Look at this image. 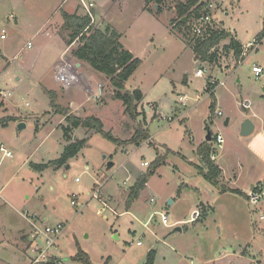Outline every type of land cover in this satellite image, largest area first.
<instances>
[{"label":"rangeland","instance_id":"rangeland-1","mask_svg":"<svg viewBox=\"0 0 264 264\" xmlns=\"http://www.w3.org/2000/svg\"><path fill=\"white\" fill-rule=\"evenodd\" d=\"M187 1L164 0L157 13L147 0H94L93 27L118 34L123 48L140 61L125 83V91L143 94L139 114L132 120L115 99L109 79L86 63L82 62L78 77L66 68L55 74L58 64L70 62L75 70L79 63L71 53L77 43L69 44L61 15L83 16L78 0H0V90L6 93L0 97L4 104L0 120L10 118L5 126L0 124V142L13 155L0 158V235L1 230L8 231L10 238L5 237L13 240V232L23 228V217L28 216L64 226L53 254L65 264H79L72 258L80 250L92 264H146L150 251L153 264H264V219H259L260 214L264 218V197L253 205L246 197L248 189L244 195L223 194L200 172L194 152L208 131L213 139L221 132L220 147L213 140L217 163L226 154L232 165L234 153L240 152L248 163L255 156L264 160V134L259 128L247 137L238 134L244 120L258 124L251 113L264 120V76L256 78L251 72L253 65L264 69V40L236 69L214 71L224 86L208 95L204 91L208 73L194 77L195 60H202L194 59L193 36L178 25L175 8ZM202 1L212 4V19L243 45L264 26V0ZM210 64L205 61L202 67L209 69ZM46 93L54 94L57 107L78 118L99 119L103 130L120 142L93 130L74 129L70 136L87 142L76 157L55 169L49 163L68 144L61 128L67 124L50 108ZM182 95L187 97L185 107L178 101ZM244 102L251 110L241 107ZM209 103L222 113L213 114V121L207 119ZM226 118L230 122L225 127ZM20 123L25 126L22 130ZM138 127L148 139L135 146L128 141ZM160 155L166 157L165 164L148 177L145 189L126 208V190ZM143 162L149 167H142ZM243 173L240 186L254 174L264 177L250 164ZM94 191L107 201L108 209L91 197ZM71 195L77 196V206L70 204ZM195 210L200 213L198 221L186 222ZM162 215L168 218L166 225ZM178 220L183 223L174 224ZM19 254L11 255V263L29 264L20 262Z\"/></svg>","mask_w":264,"mask_h":264},{"label":"trees","instance_id":"trees-1","mask_svg":"<svg viewBox=\"0 0 264 264\" xmlns=\"http://www.w3.org/2000/svg\"><path fill=\"white\" fill-rule=\"evenodd\" d=\"M163 2L164 0H147V6L151 3L154 4L157 13H159L161 12L160 6ZM207 5L208 2L203 3L202 0H188L186 3H179L175 8L176 13L180 20L185 18L186 23L184 24L180 21L178 22V25L188 30L189 27L186 25L189 19L193 15L198 16L197 14L201 10L207 12L204 9ZM61 15L63 28L69 33V44H72L73 42L77 43L76 49L71 52L73 57L86 63L95 72L102 74L109 79L111 86L115 89V99L122 102L124 113L132 120H135L139 114L137 112V106L143 100V94L140 90H134L131 92L125 91V83L133 75L140 61L123 48L122 44L119 42L118 34L114 33L112 30L108 31L105 29L102 31L94 28L86 13H84L83 16H80L76 13L68 14L62 12ZM263 37L264 31L257 36V39L261 40ZM227 38H229V33L224 31V29L214 31L206 39L193 42V53L202 61L214 62V59L216 58L214 52L215 48L218 47L221 41ZM227 47L233 50L235 58L239 57L241 46L234 38L230 39V43ZM211 51L213 52L211 53ZM207 92H210V95L213 93L209 88H207ZM46 94L50 98V108L53 109L57 115L64 117V121L67 124L65 127L61 128L63 137L68 144L63 148L60 157L49 163L55 166V169L63 167L69 160L76 157L87 142V139H74L73 136H70L74 129L84 128L93 130L94 133L100 134L103 138L113 143L120 142L113 138L109 132L107 133L103 130V124L99 119L94 117L84 119L78 118L71 114L69 110L57 107L54 103V94ZM50 95L52 96L50 97ZM210 110L212 116L214 105H210ZM9 119L10 118H3L1 120L2 124L8 122ZM147 139V134L141 127H138L134 137L128 142L133 143L135 146H139ZM209 149L210 148L206 146H200L198 148L197 154L202 155L201 164L198 168L205 178L214 181L219 177L220 170L212 161H210L209 154L211 150ZM164 160L165 156H158L150 170L139 177L134 185L129 188L125 201L126 208H129L139 197L140 192L146 185L148 177L153 175L159 166L163 165ZM202 168H204V170ZM72 259L79 264H92L88 255L81 250L77 252ZM153 259L154 251H150L147 255L146 264H153Z\"/></svg>","mask_w":264,"mask_h":264},{"label":"crops","instance_id":"crops-1","mask_svg":"<svg viewBox=\"0 0 264 264\" xmlns=\"http://www.w3.org/2000/svg\"><path fill=\"white\" fill-rule=\"evenodd\" d=\"M113 1V0H112ZM205 1H203V3H204ZM211 4V3H210ZM98 7V6H97ZM100 7V6H99ZM226 15H227V13H226ZM95 16V15H94ZM96 17V16H95ZM94 23V22H93ZM264 23V22H263ZM222 27V26H221ZM223 29H224V27H222ZM224 31H226L225 29H224ZM262 31H264V26H263V28H262V30L256 35V37L251 41V42H248L246 45H243V44H241L240 42H238L236 39H235V37H232V36H230V34H229V38H227V39H225V40H223V41H221L222 43V45H218V47H216L215 48V50H214V52H215V55H216V58L214 59V62H210L211 64L209 65V69H207L206 67H202V64L203 63H205V61H202V62H200L199 60H195L196 61V63H197V65H198V67H197V69H199V68H204V74H203V76L202 77H200V78H204L205 77V73L207 74L208 73V75H207V78H206V81H205V85H204V91L208 94V95H210V92H207V88H209L210 90H211V92H213L212 93V95L211 96H213L214 95V92H215V90L216 89H218V88H221V87H223L224 86V82H222V81H219V80H217V78H215L214 76H213V73H214V71H217L218 69H220V71L221 72H223V73H227V71H229V70H234V69H236L238 66H240L242 63H243V61L245 60V57H246V54H248V51H251V52H256L257 50H258V48H259V46L262 44V41L264 40V37L261 39V40H258L257 39V36L262 32ZM227 32V31H226ZM229 33V32H228ZM231 38H234L239 44H240V46H241V49H240V55H239V57L238 58H235V56H234V53H233V50L232 49H229L227 46L229 45V43H230V39ZM256 42V48H253V49H246L247 47H248V45L250 44V43H253V42ZM220 44V43H219ZM65 51V50H64ZM64 51H63V53H64ZM213 51H211V53H212ZM193 56H194V59H195V55L193 54ZM79 61V60H78ZM84 63V62H83ZM68 65H70V62L67 64V63H64L63 65H60V64H58V65H56L55 67H56V72H55V74H57L58 73V71H60V70H62L63 68H66V69H68L69 70V72H71L72 74L74 73L75 75H76V77H78V75L80 74V75H82L81 73H79L78 72V70L82 67V62H80L79 61V63L77 62L76 64H74V66H75V70H73L72 69V66H68ZM200 65V66H199ZM212 66V67H211ZM254 66H259V67H261L260 65H253L252 67H254ZM262 68V67H261ZM196 69V70H197ZM263 69V68H262ZM73 72H72V71ZM251 70H252V68H251ZM210 71V72H209ZM263 71H264V69H263ZM252 72V71H251ZM195 73V72H194ZM253 74V73H252ZM195 77V76H194ZM195 78H199V77H195ZM81 79H82V77H81ZM84 79V78H83ZM215 81L216 82V86H213L212 88H210V86H209V84H208V82L209 81ZM56 82H57V80H55ZM186 82V81H185ZM57 84V83H56ZM1 91V90H0ZM2 92V94L3 95H0V97H3V98H5L6 97V93H4V91H1ZM183 97H185V101H184V104H182L181 103V105L183 106V107H185V103H186V100H187V97L185 96V95H182ZM182 96H180V97H182ZM179 99V98H178ZM196 100H197V104L199 103V102H201V99H200V96H197V98H196ZM179 101V100H178ZM4 104L3 103H1L0 104V107H2ZM210 105H213L212 103H209V105H208V109L210 110ZM158 109V108H157ZM245 110V109H244ZM247 111L248 110H251V108L249 107V109H246ZM211 111V110H210ZM217 110L215 109V107H214V112H213V114L214 115H216L215 114V112H216ZM218 112H220L221 113V111H218ZM158 113V112H157ZM211 113V112H210ZM213 114H212V116H213ZM252 114V118L253 119H255V120H257L258 121V124L257 123H255V122H252L253 123V125H254V130H253V132L251 133V134H253L255 131H256V129L257 128H259V130L264 134V120L263 121H260V120H258V116H257V114L255 113V112H253V113H251ZM158 115H160V114H158ZM211 115V114H210ZM212 116H209L207 119H208V121L209 120H212L213 121V119L211 118ZM217 116V115H216ZM220 116H222V113H221V115ZM181 117V119L182 120H184L185 122V124H187L188 123V121H187V119L185 118V117H183V115H181L180 116ZM7 118H9V117H7ZM3 119V118H2ZM1 119V120H2ZM226 119H228L229 120V118H226ZM1 120H0V124L2 125V122H1ZM182 120H180V122L182 121ZM173 121V120H172ZM225 122V121H224ZM229 122H230V120L228 121V125H229ZM183 123V122H182ZM6 125V123H3V125L2 126H5ZM206 125V124H205ZM223 125H224V123H223ZM227 125V126H228ZM226 127V126H225ZM209 132V131H208ZM208 132H207V135H208ZM210 133V132H209ZM217 134H219V135H222V133L221 132H217ZM239 134V133H238ZM250 134V135H251ZM187 135H188V137H189V139H191V134L187 131ZM207 135H206V137H205V141H201V142H199V143H197V145H195L194 146V152H196V154H197V150H198V148L200 147V146H206V147H208V148H210L209 150H211L212 148H213V150L215 151V145L213 144L214 142H213V138H212V136H211V139L210 140H207L206 138H207ZM210 135H211V133H210ZM222 137H223V135H222ZM191 143V142H190ZM3 144V143H2ZM4 145V144H3ZM65 146V145H64ZM4 147L6 148V146L4 145ZM220 147V146H219ZM7 149V148H6ZM8 150V149H7ZM168 151H170V149H167ZM62 151H63V149H62ZM213 151V152H214ZM249 152V151H248ZM80 153V152H79ZM78 153V154H79ZM178 156H180V158L182 159V160H184V161H187L190 165H192L193 163H190V161H188L187 160V158H185V156H183V155H180L179 153H176ZM198 155V154H197ZM225 155V156H224ZM224 155H222L218 160H219V163H217V160H216V157L217 156H215V159H214V161H212L213 162V164L220 170V175H219V177L217 178V179H215L214 180V182L216 183V187H218V189L219 190H221V192L223 193V194H227V193H234V194H240V195H244V192H246V190L248 189V192H247V195H248V193L250 192V191H255V190H262V191H264V177L263 176H257V175H252L250 178H249V180H248V183L246 184V186H240L239 185V183H240V179H241V174H244L243 173V170L246 168V165H248V164H250V166H251V168H252V166H253V168L255 167V169L258 171V172H260V173H262V172H264V160H260V158L259 157H256L255 156V159L254 158H251L252 159V161L250 162V163H248L247 161H245L244 160V158L243 157H241V155H242V152H240V153H234V156L235 157H237L236 159H234L233 160V163H232V165H230V164H228V162H227V160H225L226 158L225 157H227L228 158V156H226V154H224ZM13 156V155H12ZM11 156V157H12ZM199 156V155H198ZM254 156V155H253ZM166 158V157H165ZM198 160H199V158H198ZM70 161V160H69ZM165 164V160H164V163H163V165ZM200 164H201V161L199 160V163H198V166H200ZM141 166H142V163H141ZM143 167V166H142ZM66 168H67V166H66ZM175 169H177L176 167H174ZM233 168V170H232V172L230 171L231 169ZM178 170V169H177ZM254 170V169H253ZM145 173H143L142 175H144ZM141 175V176H142ZM140 176V177H141ZM139 177H137L136 178V180L138 179ZM214 186V185H213ZM145 187H146V185H145ZM145 187H144V189H145ZM143 189V190H144ZM128 190L129 189H127L126 190V192L128 193ZM142 190V191H143ZM99 193V192H98ZM88 195V194H87ZM0 196H1V191H0ZM246 196V195H245ZM247 197V196H246ZM99 198H100V196H99ZM101 200V199H100ZM3 201H6V199H3ZM102 201V200H101ZM151 201H153L152 199H151ZM102 203H105L106 204V206L108 205L107 204V201H102ZM125 206H126V204H125ZM108 207L109 206H107V209H108ZM204 207H206L205 205H204ZM208 208V207H207ZM213 209V208H212ZM114 214H115V212L114 211H112ZM126 212H128V210H126ZM117 215H119V214H117ZM262 215L260 214L259 215V219H260V217H261ZM28 216H26V217H23L24 218V221H25V223H24V225H23V228L22 229H20V230H18V231H14L13 232V240H7V238H10V236H9V233H8V231H4V230H1L2 232H3V234H2V232H1V238H0V264H12L11 262H13V261H11V255H16V254H19V260H20V262H24V261H26L25 260V258H24V254H25V251H26V248H27V233H28V230H29V228H30V225H29V222H28V218H27ZM34 219H37L38 220V218H34ZM199 219V218H198ZM198 219L196 220V221H198ZM149 220H150V217H149V219L146 221V222H144L143 223V227L145 228V229H147V227H148V224H149ZM189 220H190V218L186 221V222H189ZM39 221H40V219H39ZM41 222V221H40ZM185 222V221H184ZM181 223H183V221H175L174 222V224H176V225H179V224H181ZM190 223V222H189ZM176 231V230H175ZM7 238H6V237Z\"/></svg>","mask_w":264,"mask_h":264},{"label":"built area","instance_id":"built-area-1","mask_svg":"<svg viewBox=\"0 0 264 264\" xmlns=\"http://www.w3.org/2000/svg\"><path fill=\"white\" fill-rule=\"evenodd\" d=\"M79 6L83 8L89 18L91 23L94 22V15H93V9L95 6L94 0H78ZM212 4L208 3V5L204 8L207 12L204 10H201L197 15H193L187 25L189 27V32L192 34V43L195 42L196 40H204L206 39L212 32L217 31V30H222L223 28L215 22L212 17L209 15V11L212 9ZM2 38L4 37L3 35L1 36ZM28 48L32 46V44L29 42L26 44ZM256 48V42L254 41L253 43H250L248 49H253ZM252 73L256 78H259L261 76H264V71L261 67L259 66H254L252 67ZM204 74V68H199L195 71L194 76L195 77H202ZM210 88L213 86H216L215 81H209L208 82ZM211 91V90H210ZM0 95H3L2 92L0 91ZM179 102L184 104L185 97H179ZM243 109H249V103L244 102L240 104ZM215 114L217 116H220L221 113L216 111ZM170 121V120H169ZM214 142L216 145H221L222 144V136L217 134L214 136ZM213 148L210 151L209 154V159L210 161H214L215 159V154L213 152ZM12 156V153L7 150L4 145L0 142V158H10ZM199 160H202V155L198 156ZM143 167H148L147 162L142 163ZM78 179H75V182H78ZM92 198L97 199L103 209H107V206L105 203H102V201L99 198V193L98 191H94ZM264 197V191L262 190H255V191H250L247 195V199L250 201L251 204L256 205L258 204ZM77 198L76 195H71V202L70 204L72 206H77V203L75 199ZM100 211H97V215L100 216ZM200 217V213L198 211H193L190 215V220L189 222H195L198 218ZM28 218V222L30 225V228L27 233V248L24 254L25 260L29 264H65L63 263V259L61 257H57L53 254V250L56 249V242L59 239V237L62 235V232L64 230V226L62 224H56V225H46L42 221L40 222L37 219L34 218ZM260 219H264L263 216L260 217ZM168 221L167 216L162 215L161 216V222L162 224L166 225ZM136 245H140L138 242Z\"/></svg>","mask_w":264,"mask_h":264},{"label":"water","instance_id":"water-1","mask_svg":"<svg viewBox=\"0 0 264 264\" xmlns=\"http://www.w3.org/2000/svg\"><path fill=\"white\" fill-rule=\"evenodd\" d=\"M181 22L185 24L186 23V19L185 18H182L181 19ZM228 121H229L228 119H225L224 126H227L228 125ZM24 128H25V126L23 124L20 123L18 125V129L19 130H22ZM253 130H254L253 123L249 119H246L241 124L240 131H239V135L242 136V137H247V136H249L253 132ZM74 139H75V137H74ZM206 139L207 140H210L211 139V135H210L209 132H208V135H207V138ZM112 166H113V164H111V163H109L107 165L108 168H111ZM169 202L171 203V201H169ZM175 230L176 231H180L179 228H176Z\"/></svg>","mask_w":264,"mask_h":264}]
</instances>
